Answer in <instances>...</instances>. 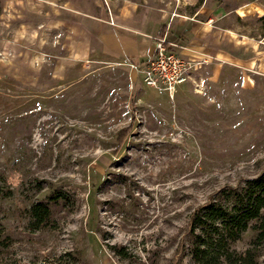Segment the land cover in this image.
Here are the masks:
<instances>
[{"label":"rangeland","instance_id":"1","mask_svg":"<svg viewBox=\"0 0 264 264\" xmlns=\"http://www.w3.org/2000/svg\"><path fill=\"white\" fill-rule=\"evenodd\" d=\"M0 4V264H264V210L204 260L194 228L264 174V0ZM164 34L174 98L142 73Z\"/></svg>","mask_w":264,"mask_h":264},{"label":"trees","instance_id":"2","mask_svg":"<svg viewBox=\"0 0 264 264\" xmlns=\"http://www.w3.org/2000/svg\"><path fill=\"white\" fill-rule=\"evenodd\" d=\"M164 37L166 34L160 36ZM235 195L230 206L224 207L213 203L195 215L194 228L200 230L198 239L201 241L200 244H204L202 246L204 249L199 248L197 255L201 260L210 256L211 249L223 251L226 247L224 244L237 241L248 230L252 221L261 218L264 210V174L249 181L247 187L241 192H235ZM41 207L42 205H37L35 211L46 216L49 210L44 208L41 211Z\"/></svg>","mask_w":264,"mask_h":264},{"label":"built area","instance_id":"3","mask_svg":"<svg viewBox=\"0 0 264 264\" xmlns=\"http://www.w3.org/2000/svg\"><path fill=\"white\" fill-rule=\"evenodd\" d=\"M156 53L143 67L142 73L146 86L167 92L171 98L177 88L192 78V64L176 51V45L164 38H154Z\"/></svg>","mask_w":264,"mask_h":264},{"label":"crops","instance_id":"4","mask_svg":"<svg viewBox=\"0 0 264 264\" xmlns=\"http://www.w3.org/2000/svg\"><path fill=\"white\" fill-rule=\"evenodd\" d=\"M127 20H129L128 16H125ZM146 30V29H145ZM141 32H136L137 37L130 39V41H126L125 44H111L110 45V52L116 56L121 55H128V56H136L142 58L144 56H149L151 53L150 45L147 43L145 38H150V35H146L143 32V29L140 30ZM135 34V33H134ZM167 38V37H166ZM168 39V38H167ZM120 48V49H118Z\"/></svg>","mask_w":264,"mask_h":264}]
</instances>
